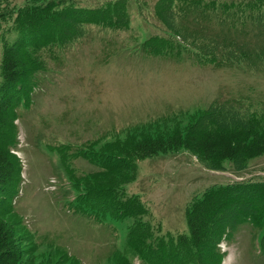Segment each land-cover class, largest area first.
Here are the masks:
<instances>
[{
  "label": "rangeland",
  "instance_id": "1",
  "mask_svg": "<svg viewBox=\"0 0 264 264\" xmlns=\"http://www.w3.org/2000/svg\"><path fill=\"white\" fill-rule=\"evenodd\" d=\"M162 2L0 0V86L6 42L37 60L10 88L14 119L0 123V146L22 163L1 203L35 264H264V231L252 221L202 252L178 242L194 199L220 184L264 180V154L210 167L185 147L136 149L203 117L202 126L221 125L230 108L264 130V61L210 60L191 34L223 36L217 18L194 19L186 0ZM47 4L55 20L42 35L19 27L21 9ZM253 11L260 17L264 3ZM261 29L249 23L238 37L260 46Z\"/></svg>",
  "mask_w": 264,
  "mask_h": 264
},
{
  "label": "trees",
  "instance_id": "2",
  "mask_svg": "<svg viewBox=\"0 0 264 264\" xmlns=\"http://www.w3.org/2000/svg\"><path fill=\"white\" fill-rule=\"evenodd\" d=\"M186 1L193 4L191 11L194 19L203 17L206 21H214L217 18L218 24L223 28V36L207 33L205 37L198 34L197 38L189 32L195 43L196 40H204L206 44L202 48L205 51L209 50L206 55H209L210 60L244 68L248 66V60L256 64L260 63L258 59L264 61V39L262 45L248 47V44L238 37V35L246 37L245 33L238 34V32L241 28H246L249 23L253 26H261V33H264V24H259L260 20L264 21V12H260V17H256L254 11L252 12L253 8H261L264 0H248L247 3L221 0L219 7H217L218 0ZM162 3L170 6L173 0H163ZM247 8L250 9L249 14H245ZM50 9L48 4L23 8L19 11L17 24L22 30L37 33L41 30L40 35H42L50 26V22L55 20V17L48 20ZM233 28L235 33L230 32ZM235 36L239 39L237 40ZM207 45L209 48L205 49ZM17 46L20 45L16 42L11 45L6 42L4 46L0 123L8 122L9 117L14 119L16 103L13 102L10 88L22 79L25 67L32 68L37 63L36 58L29 62V57L24 52L20 53ZM225 112H227L224 119L226 121L221 120L220 122H223L221 125L202 126L207 118L203 117L199 123L191 124L184 134L177 132L167 137L160 135L157 138H146L136 144V149L140 155H152L172 148L185 147L210 167H218L217 163L222 160L244 164L249 159L263 155L262 121L256 122L247 114L241 116L239 114L241 111L236 113V109L233 108ZM212 116L215 117L216 114ZM21 172L20 158L11 151V148L0 146V264H35L29 258V252L18 237L14 224L4 214L9 204L1 203L3 194H10L8 191L12 186L15 187ZM246 221H252L256 225V234L264 231V180L235 181L207 188L201 196L194 199L187 210L189 234L182 235L178 242L182 245L192 243L202 252L208 245L216 247L224 234H227V230H234L240 223ZM260 246L264 252V234ZM200 255L202 258L203 254ZM119 264L132 263L125 261Z\"/></svg>",
  "mask_w": 264,
  "mask_h": 264
},
{
  "label": "bare ground",
  "instance_id": "3",
  "mask_svg": "<svg viewBox=\"0 0 264 264\" xmlns=\"http://www.w3.org/2000/svg\"><path fill=\"white\" fill-rule=\"evenodd\" d=\"M227 264V263H226Z\"/></svg>",
  "mask_w": 264,
  "mask_h": 264
}]
</instances>
